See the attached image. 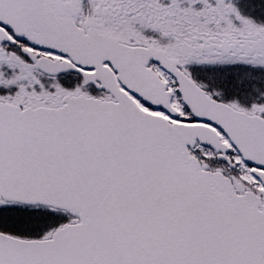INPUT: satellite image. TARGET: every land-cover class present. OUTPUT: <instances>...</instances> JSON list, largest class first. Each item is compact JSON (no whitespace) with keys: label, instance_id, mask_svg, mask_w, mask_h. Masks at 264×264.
<instances>
[{"label":"snow or ice","instance_id":"obj_1","mask_svg":"<svg viewBox=\"0 0 264 264\" xmlns=\"http://www.w3.org/2000/svg\"><path fill=\"white\" fill-rule=\"evenodd\" d=\"M0 264H264V0H0Z\"/></svg>","mask_w":264,"mask_h":264}]
</instances>
